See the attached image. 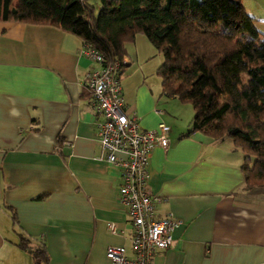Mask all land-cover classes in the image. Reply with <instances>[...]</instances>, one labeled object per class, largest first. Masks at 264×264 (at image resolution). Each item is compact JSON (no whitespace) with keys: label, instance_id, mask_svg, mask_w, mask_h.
Returning a JSON list of instances; mask_svg holds the SVG:
<instances>
[{"label":"crops","instance_id":"obj_1","mask_svg":"<svg viewBox=\"0 0 264 264\" xmlns=\"http://www.w3.org/2000/svg\"><path fill=\"white\" fill-rule=\"evenodd\" d=\"M240 2L264 35V0ZM81 49L57 27L0 21V264H34L22 236L43 244L48 264H111L109 246L132 257L120 170L98 148L83 84L95 63ZM122 95L141 129L170 128L166 147L150 152L146 184L155 217L171 212L181 225L152 264H264V193L243 188L242 152L187 133L192 114L144 84Z\"/></svg>","mask_w":264,"mask_h":264},{"label":"trees","instance_id":"obj_2","mask_svg":"<svg viewBox=\"0 0 264 264\" xmlns=\"http://www.w3.org/2000/svg\"><path fill=\"white\" fill-rule=\"evenodd\" d=\"M99 4L94 12L90 0H0V21L49 25L75 35L103 65L117 66L119 82L128 65L125 44L142 34L161 55L155 69L160 95L191 105L187 133L230 139L243 154V188L264 193V35L240 0ZM87 97L89 104L88 90ZM17 245L34 264H48L42 243L22 236Z\"/></svg>","mask_w":264,"mask_h":264},{"label":"built area","instance_id":"obj_3","mask_svg":"<svg viewBox=\"0 0 264 264\" xmlns=\"http://www.w3.org/2000/svg\"><path fill=\"white\" fill-rule=\"evenodd\" d=\"M81 53L95 63L84 73V85L90 94L98 148L106 162L120 170L117 199L124 208L131 231L132 257L122 246H109L105 257L111 264H152V255L171 244V233L181 221L168 212L154 215L155 198L147 188V161L154 146L166 147L169 126L158 123L153 129L138 126L137 117L125 104L117 77V66L103 65L95 51L82 47ZM110 233H123L106 223Z\"/></svg>","mask_w":264,"mask_h":264},{"label":"rangeland","instance_id":"obj_4","mask_svg":"<svg viewBox=\"0 0 264 264\" xmlns=\"http://www.w3.org/2000/svg\"><path fill=\"white\" fill-rule=\"evenodd\" d=\"M90 3L94 8V12H96L100 5L99 0H90ZM125 48L126 57L130 62L123 67L120 78V84L124 95L135 92L137 87L144 84L153 91L155 95L154 98H158L157 96H159L161 92L160 79L155 74V69L161 62V55L142 34H137L132 42L125 44ZM161 96L162 95L159 97ZM161 99L162 101L166 99L173 107L175 105L177 107L183 106L187 114L189 113L191 115L193 113L189 103L181 104L176 99L165 96H162ZM170 105L169 107H171ZM178 112H180V118L185 116V111H183L182 108H180Z\"/></svg>","mask_w":264,"mask_h":264}]
</instances>
